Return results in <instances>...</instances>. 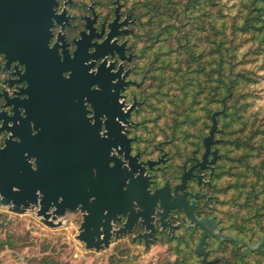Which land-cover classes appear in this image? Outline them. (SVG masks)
<instances>
[{
    "label": "water",
    "instance_id": "95a60500",
    "mask_svg": "<svg viewBox=\"0 0 264 264\" xmlns=\"http://www.w3.org/2000/svg\"><path fill=\"white\" fill-rule=\"evenodd\" d=\"M54 3L55 0H0V52L5 53L8 62L26 65L17 80L27 81L21 90L27 97L13 103L14 114L0 126V131L9 133L0 148V205L10 206L17 212L36 206L38 215L52 227L66 221L67 211L81 212L76 239L86 249H101L114 234L130 230L138 216L149 219L160 190L147 198L148 177L131 160L126 164L114 153L118 148L117 139L125 138L127 147L118 152H125V158L129 156L124 124L129 123L130 109L124 112L123 104H117L120 90L129 83L121 76L122 67L112 73L103 61L93 72L81 75L89 65L79 63L70 84L60 75L70 68L65 63L66 56L61 61L57 48L49 47ZM111 33L102 43L95 44L94 51L85 58H106L115 51L123 58L125 43L119 45L112 41ZM81 52L78 47L76 56ZM115 77L119 79L113 82ZM93 84L101 92L98 99L107 129L102 147L119 164L114 174L102 179L87 173V165L96 156L98 146L81 114L84 105L91 104L90 94L95 89L90 85ZM217 130L215 112L209 132L203 138V161L207 160L211 145L219 141L214 138ZM213 153L216 155V150ZM177 202L175 198L168 202L162 197L161 218ZM136 206L139 210H135ZM186 209L191 219L203 228L196 250L204 255V260L207 252L203 248L208 236L232 240L250 249L258 248L262 242L261 239L253 246L248 241L221 234L213 218L198 219L191 208ZM118 214L128 218L122 228L116 229Z\"/></svg>",
    "mask_w": 264,
    "mask_h": 264
},
{
    "label": "trees",
    "instance_id": "16d2710c",
    "mask_svg": "<svg viewBox=\"0 0 264 264\" xmlns=\"http://www.w3.org/2000/svg\"><path fill=\"white\" fill-rule=\"evenodd\" d=\"M143 8L137 18L147 38L143 48L156 46V88L162 94L179 92H172L181 109L174 117L178 125L195 123L193 115L202 102L204 121L218 113L222 129L218 168L232 160L229 170L236 169L233 200L242 225L234 233L240 240L252 241V235L243 232L249 222L261 232L258 248L242 246L254 261L226 264H264V101L258 106L255 102L259 97L255 86L264 78V0H143ZM234 245L236 256L245 260L247 253ZM5 246L0 240V250ZM178 254L184 261L166 264H219L190 261L196 254L193 249L183 252L179 246ZM108 264L132 263L111 256Z\"/></svg>",
    "mask_w": 264,
    "mask_h": 264
},
{
    "label": "flooded vegetation",
    "instance_id": "af4514ba",
    "mask_svg": "<svg viewBox=\"0 0 264 264\" xmlns=\"http://www.w3.org/2000/svg\"><path fill=\"white\" fill-rule=\"evenodd\" d=\"M111 3L104 0H55L49 47L57 48L61 61L66 56L65 63L71 68L77 69L79 63L83 66L89 65L81 75L93 72L103 61L106 68H111L112 73L122 67L121 76L129 83L120 90L117 104H123L124 112L130 109L129 123L124 124V133L129 140V156L125 158V152H118L121 149L125 151L127 147L125 138L117 139L118 148L114 149V153L126 164L131 160L138 170L142 169L144 176L148 177L147 198L156 190H160L157 194L159 197H163L168 202L175 198L178 202L161 218L164 208L160 205L161 198L157 197V203L149 219L138 216L131 224L130 230L123 231L119 235L114 234L106 247L122 238H128L131 243L147 247L168 238L182 239L186 235H191L193 239L197 236V245L203 228L191 219L186 207L191 208L198 219L213 218L221 232L220 219L215 211L217 197L213 194L216 180L220 176L218 170L220 150L217 145L219 141L211 145L207 160L203 161L205 151L203 138L208 133L202 137L201 145L198 142L194 145L183 144V140L182 144L172 145L171 139L165 135L166 131L162 132L164 137L157 140L154 131L139 127L137 114L143 101L141 100L142 82L137 80L139 61L134 49L136 39L140 38L139 32L136 31L138 23L136 6L126 5L122 0H111ZM110 31L112 41H116L119 45L125 43L123 58L118 51L107 55L106 58L91 56L85 58L86 54L94 51L95 44L98 45L107 38ZM78 47L82 49L79 57L75 54ZM25 69V64H18L17 61L8 62L5 53L0 52V126L3 120L9 121L14 114L13 103H18L27 97L26 93L21 92L27 86V81L17 80ZM118 79L119 77H115L113 82ZM93 85L98 87L97 84ZM103 129H105L104 124ZM8 135L7 131H0V148L4 146V140ZM214 138H219L216 133ZM214 150L216 155L213 153ZM138 174L139 171L136 172V175ZM135 210H139V207L136 206ZM67 213L73 214L79 220L77 222L79 228L82 213L70 211ZM118 217L114 223L116 229L122 228L128 218L123 214H118ZM211 237L207 238L205 247Z\"/></svg>",
    "mask_w": 264,
    "mask_h": 264
},
{
    "label": "rangeland",
    "instance_id": "374dc122",
    "mask_svg": "<svg viewBox=\"0 0 264 264\" xmlns=\"http://www.w3.org/2000/svg\"><path fill=\"white\" fill-rule=\"evenodd\" d=\"M104 1L112 4L111 0ZM122 2L126 5H132V7L135 5L136 16H138L139 11L140 13L145 11L143 0H122ZM146 19L147 16H144L143 20L146 21ZM136 31L140 34L139 40L136 39L134 48L139 61L137 63L139 71L137 80L142 82L141 100L143 101L137 114V119L140 122L139 127L154 131V136L158 137L157 140L162 139L164 137L162 132L166 131L165 135L171 139L172 145L182 144V140L184 141L183 144L194 145L198 142L201 145L202 137L208 133L211 127L213 114L210 120L205 119L204 121L201 116L204 113L202 102L193 115V117L195 116V123L177 124L174 119V117L177 118L175 113L180 112L181 109L174 104L172 92L177 94L179 92L174 90L166 92L165 90V94L164 92L163 94L159 93L153 76L158 72L157 69H154L158 62L156 46L154 45L150 49L143 48L147 44V38L139 21L136 24ZM255 89L259 96L255 100L258 106L264 101V78H261L260 83L256 84ZM251 109L254 110L253 105ZM221 131L222 129L218 125L216 134L219 141L222 138ZM234 152H232L231 157L235 154ZM229 167H234L232 160L225 161L222 170L218 169L220 176L216 180V189L213 190V194L217 197L215 211L220 219L222 233L220 230L219 232L237 238L234 232L238 230L242 222L237 218V201L233 200L237 189L234 174L236 169L229 170ZM37 212L38 207L36 206L17 212L10 206L0 205V240L6 242L5 248L0 250V264H31V261H52L57 264H108L111 256L130 261L132 264H166L167 261H184L183 254L180 256L178 254L179 246L183 252L190 251V249L195 251L196 254L191 255L190 261L201 259L219 264H226V261H254L253 257L242 248L245 245L214 236L209 238L206 247L205 243L209 236L204 242L203 249L207 252L205 260L204 255L196 250L200 239L196 245L197 236L193 239L191 235H186L182 239L168 238L159 243H152L147 247L142 244L131 243L128 238H122L108 247L86 249L76 239V235L79 233L77 224L79 220L73 214L69 213L65 216L66 221L62 222V225L52 227L45 223L42 216H39ZM259 231L257 224L254 222L247 223L243 232H247L249 236L252 235V241H242H248L253 246L257 245L259 241H256V238L261 233ZM233 242L241 247L242 252L247 253L245 260H240L236 256V246Z\"/></svg>",
    "mask_w": 264,
    "mask_h": 264
},
{
    "label": "snow or ice",
    "instance_id": "6c2138e0",
    "mask_svg": "<svg viewBox=\"0 0 264 264\" xmlns=\"http://www.w3.org/2000/svg\"><path fill=\"white\" fill-rule=\"evenodd\" d=\"M69 68L70 71H61L60 73L64 78V82L68 84L72 83L76 73L74 68H71V66ZM90 87L95 89L90 94L92 101L90 105H84L81 114L85 118L84 122L89 127L92 137L98 146V150L96 156L87 165V173L96 179H102L114 174L119 164L117 158L110 156L108 151L102 147L106 143L107 137L105 133L107 129H103L102 105L98 99L101 96V92L99 89H96L95 85H90ZM85 99L87 100L88 97H85Z\"/></svg>",
    "mask_w": 264,
    "mask_h": 264
},
{
    "label": "crops",
    "instance_id": "0c3cea01",
    "mask_svg": "<svg viewBox=\"0 0 264 264\" xmlns=\"http://www.w3.org/2000/svg\"><path fill=\"white\" fill-rule=\"evenodd\" d=\"M70 212H71V211H70ZM67 215H69V213L66 212L65 216H67ZM80 244H81V243H80ZM81 245H83V244H81ZM84 247H85V246H84Z\"/></svg>",
    "mask_w": 264,
    "mask_h": 264
}]
</instances>
